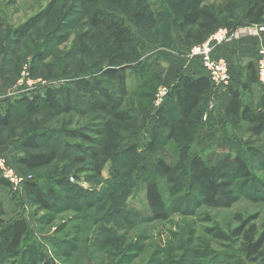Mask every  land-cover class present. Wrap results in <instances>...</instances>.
<instances>
[{
    "label": "rangeland",
    "instance_id": "rangeland-1",
    "mask_svg": "<svg viewBox=\"0 0 264 264\" xmlns=\"http://www.w3.org/2000/svg\"><path fill=\"white\" fill-rule=\"evenodd\" d=\"M108 1L84 0L89 12H92L95 7L105 10L113 9L114 14L125 21L137 40L136 54L133 55L131 61L132 67L126 70L128 91L126 95L120 98L117 81L112 82L105 79L101 69L93 65L95 60L101 56L96 54V51L94 52V45L102 42L104 36L100 29H91L88 26L82 0H0V63L2 61L4 63V77H6V83L4 82L3 86H0V102H4L6 106L8 101L21 96L31 97L33 93L45 86L55 87L63 85V83L66 84L67 79H73L77 75L89 74L90 77H94L90 74L93 72L92 74L99 78L104 85V89L113 95L117 106L127 107L133 111L135 116L133 119L135 118L134 121L137 123V130H135L137 133L132 138L139 143L144 142L146 127L150 125L154 113L162 105H166L167 116L176 119V111L171 110L173 104L166 99V96L161 105L157 106L154 103L157 89L166 87L168 91L171 85L165 86L161 80V82H147L145 86H141L138 84L140 82L139 69L140 67L148 69L149 65H151L150 68L158 65L163 69V79L164 70L169 67V62L188 60L193 57H199L201 60L198 55L190 57L189 50L196 44L188 47V52L180 47L181 42L177 36L178 29L176 23L172 21L190 10L193 6L192 2L189 0H163L169 10L166 25L158 22L153 23L154 25L150 27L146 18L142 21H136L133 18V11H136V8L142 4L141 0H130L125 11L119 4L113 5ZM171 3H177V5L171 7ZM238 3L239 12L236 17L221 20L212 32H219L220 28L225 27L232 34L239 29L258 24L246 22L243 17L247 0H239ZM38 16L40 19L36 26L15 46L12 43L13 32L29 19ZM172 22L174 23L172 24ZM81 32H86L87 35H81ZM167 32L170 34L168 44ZM173 44H175L174 47L167 50ZM4 45L8 48L6 51ZM44 46L49 51L43 54L41 62L34 63V70H32L34 74H32L31 60ZM9 48L13 52L9 53ZM83 48H86L87 52H84ZM213 53L212 57H214ZM253 57L255 58V56L248 55L243 57L245 60H237L236 71L237 75L241 76L240 78L233 76L232 84L241 81L245 73L242 67L251 59L255 62ZM99 59L102 63L100 66L103 68L106 65L105 57ZM201 66L206 73L202 60ZM229 85L230 80L226 86L211 87V96L204 110L207 118L202 119L206 124L199 133L194 146V151L201 154L208 164H213L220 155L234 156L239 151H242L244 158L251 161L249 151L253 147L249 143H244L245 135L239 134L238 137L241 138L239 140L232 127L225 121L208 122L211 111L218 113L224 105L222 97H218L219 90ZM255 87L256 93L264 96V83L256 84ZM152 88L153 90H151ZM95 96L96 94L78 95L77 106L70 111L59 112L55 116L49 113V108L42 107L37 114L23 118L6 130H0V140L9 139L15 135L27 136L34 130L43 129L48 132L53 131L52 134L55 132L58 137L57 140L50 143L51 147L40 144L41 146L36 150H26L28 152H41L49 149L55 151L57 157L48 166L26 170L18 165L12 166L11 157L10 162L0 158L4 161L5 167L8 165L13 167L23 179L12 188L11 183L3 178V172L0 170V179L7 183L6 193L5 190L0 191L2 219L7 222L18 216L25 217L30 224L31 232L26 238L24 246L37 238L38 242L44 246L42 253L46 255V259L53 257L54 263L57 264H223L225 258L218 259V257L225 252L235 254L233 251L235 248H228L227 242L214 238L208 231L209 229H219L230 234L232 229L240 225L241 220H246L250 224H254L257 233H260L264 221V159L257 156L253 162L257 177L255 182L246 185L235 179L233 199L230 204L218 202L216 205H209L204 203L198 193L184 183L183 187L174 195L176 197L172 196L170 192L164 193L169 208L168 216L164 220L146 217L150 215V210L147 205L145 185L139 183L127 198L126 203L141 215L131 218L130 225L121 223L120 219H117L115 223L106 224L103 235L99 237V239L104 237L106 242L103 241L101 244L93 242L92 239L96 236V224L94 225L93 221L98 220V216L102 214L117 217L118 210L122 207L112 189L99 198L98 192L104 190V182L95 176L88 160L81 161L76 157L79 155L80 145H94L83 136L98 138L95 129L102 127L105 120V113L87 104ZM129 122L128 120L125 122L126 125L129 124L128 127L125 124L115 123L110 130L117 131L116 136H125L133 127V120ZM117 139L119 138H115V140ZM13 149L16 155L21 154L17 145L13 146ZM159 155L165 157L164 153L159 152ZM143 157L145 158V155ZM152 158L143 160L151 167ZM108 171L109 166L106 164L101 173L103 180L109 176ZM66 173L70 177L71 173L77 175V178L72 177L70 181L75 179L77 187L83 189L86 202H82L77 207V204L74 206L75 202L68 201V204L61 205V201L55 209L50 211L40 210L29 202L24 187L25 181L34 179L41 184L42 182L49 184L52 183L50 180L61 178ZM95 193L98 196L94 202L92 196ZM58 194H63V192ZM33 211H36L37 214L34 215ZM87 235L92 236L90 246L86 240ZM48 239H54L56 242L64 244L60 248L57 247L59 251L53 254L52 250L55 248L54 246L49 248ZM26 257L25 260L30 263L31 260ZM0 264H21V261H13L10 258L0 259ZM244 264H264V246L261 249V255L255 262L245 261Z\"/></svg>",
    "mask_w": 264,
    "mask_h": 264
},
{
    "label": "trees",
    "instance_id": "trees-1",
    "mask_svg": "<svg viewBox=\"0 0 264 264\" xmlns=\"http://www.w3.org/2000/svg\"><path fill=\"white\" fill-rule=\"evenodd\" d=\"M141 1L142 4L136 8V11H133V18L136 21L146 18L150 27L154 25L153 23L158 22L166 25L169 10L163 0ZM189 1L193 4L191 9L180 18L172 20L176 23V27L183 35L188 47L204 41L221 20L233 19L239 12V0ZM108 2L113 5L119 4L125 11L130 0H109ZM170 5L171 7L172 5L176 6L177 3ZM82 6L88 26L91 29H100L104 36L102 42L94 45V52L101 55L99 58L104 59L105 57L106 65L102 68L99 58L93 65L101 69L105 79L112 82L117 81L118 94L121 98L128 92L126 70L132 67L131 61L133 55L136 54L137 40L125 21L114 14L113 9L105 10L95 7L92 12H89L84 0H82ZM243 17L249 23H264V0H247ZM39 19L40 16L31 18L18 30H15L12 43L15 46L20 43L23 37L36 26ZM81 35L86 36L87 33L81 32ZM169 40L170 34L167 32V44ZM6 49H8L7 46L5 51ZM45 49L46 46L33 56L30 63L31 71L34 70V63L41 62L43 54L49 51L46 49L44 52ZM82 50L87 52L86 48ZM8 52L11 53L13 50L9 48ZM3 64L2 61L0 63V79L4 84L6 77H4ZM149 66L148 69L141 67L139 69L140 82L138 84L141 86H145L147 82H161L162 80L163 69L158 65L151 68ZM242 69L245 72V78L243 77L242 81H237L235 87L229 85L230 94L224 104L223 113L224 121L232 127L237 137L239 134L245 135L244 143L252 145L253 149L249 151L251 161L244 158L242 151H239L234 156L220 155L213 164H208L201 154L194 151L198 135L206 124L202 120V115L211 89L209 78L205 72L199 76L183 73L177 77L166 95V99L173 104L171 110L176 111L177 118L172 119L167 116L165 104L159 107L154 113L150 125L146 127L145 140L142 144L132 138L137 133L135 131L137 123L134 121L135 118L133 119L135 117L133 111L127 107L117 106L113 95L104 89V85L99 78L92 74L93 72L90 74L94 77H90L89 74L77 75L73 79H67L66 84L63 83V85L55 87L45 86L33 93L31 97L21 96L8 101L0 111V130H6L23 118L37 114L42 107L49 108V113L55 116L59 112L70 111L77 106L78 95L96 94L95 98L88 101L87 104L105 113V120L102 127L95 129L98 138L83 136L94 145H80L79 155L76 157L81 161L88 160L95 176L104 182V190L98 192L99 198L112 189L122 205L118 210L117 217L102 214L98 216V220L93 221V224H96V236L92 239V236L87 235L86 240L89 242V246L91 245L90 239L101 244L103 241L106 242L104 237L99 239L104 233L106 224L115 223L117 219H120L121 223L130 225L131 218L141 215L126 203L127 198L139 183L145 185L146 200L150 210V215L146 217L164 220L169 213L164 193L167 191L174 196L184 183L195 190L204 203L216 205L218 202L231 203L235 179L246 185L255 182L257 177L253 168L254 159L257 156L264 159V96L256 93L255 86L260 82L256 75L253 59L247 61ZM127 120L130 122L133 120L134 123L130 132L125 136H116L118 132L110 130L115 123L125 124ZM52 133L53 131L48 132L44 129L34 130L27 136L15 135L9 139L0 140V144L14 143V146L17 145L21 152L19 155H16L15 152L11 153L12 166L18 165L26 170H34L52 164L57 154L52 149L41 152L26 150H36L41 145L51 147L50 143L58 139L57 134ZM117 137L119 139L115 140ZM238 138L241 140L240 137ZM159 152L164 153L165 157H161ZM147 158L153 159L151 167L143 160ZM106 164L109 166V176L103 180L101 173ZM71 174V177L66 173L61 178L50 180L52 183L49 184L43 182L41 184L34 179L25 181L24 187L29 202L44 211L55 209L61 201V205L68 204V201L75 202L74 206L77 204V207L82 202H86L83 189L77 187L75 179L70 181V178H77V175ZM0 184L6 185L7 183L0 179ZM59 192H63V194H58ZM98 195L95 193L92 196L94 202ZM173 199L172 203L176 201ZM2 214L0 205V259L10 258L13 261H21V264H57L54 263L53 257L46 259V255L42 253L44 246L38 242L37 238L24 246L26 238L31 232L30 224L24 216H18L5 222L2 219ZM33 214H37L36 211H33ZM208 231L217 240L227 242L228 248H235L233 250L235 254L221 253L222 256L218 259L225 258L223 264L255 262L261 255V249L264 246V221L260 233H257L254 224H250L246 220H241L240 225L232 229L230 234L219 229H209ZM48 244L49 248L54 246L55 249L52 250L54 254L59 251L57 247H62L64 243L48 239ZM25 257L29 258L31 262L28 263Z\"/></svg>",
    "mask_w": 264,
    "mask_h": 264
},
{
    "label": "crops",
    "instance_id": "crops-1",
    "mask_svg": "<svg viewBox=\"0 0 264 264\" xmlns=\"http://www.w3.org/2000/svg\"><path fill=\"white\" fill-rule=\"evenodd\" d=\"M256 25V26H255ZM259 25H264V23H258L254 24V26L247 27V28H242L239 29L236 33H232L221 45L218 46V48L214 51L213 56L216 58H223L227 64H228V70L230 74V79L234 77L240 78L241 75H237L236 71V66H237V60H245L243 57L250 55L255 56V53L257 51V48L259 46L264 47V30L259 31L256 28ZM177 36L180 39V47L185 50V52L189 50L188 45L185 43L183 39V35L177 31ZM175 44H173L169 49L171 50L172 47H174ZM179 46V44H178ZM254 58V57H253ZM169 67L164 70V75H163V85L169 86L173 84L177 77L180 74L183 73H191L195 76H199L204 74V70L202 69L201 66V60L199 57H193V58H188V60H179V61H173L169 62L168 64ZM240 80V79H237ZM243 78L241 79V81ZM237 83V82H235ZM231 83L230 85L232 87H235L237 84ZM0 86H3L2 80L0 79ZM228 87H223L221 90H219V96L222 97V102L224 101V104L226 100L229 97V91ZM211 96V95H210ZM209 96V99H210ZM219 101V99H218ZM5 107L4 102H0V110ZM223 108L216 113V111H211L210 116L208 118V122H213V123H219L223 122L225 120L224 118V113H223ZM13 146L14 143H6L4 145L0 144V158H2L6 162H10V155L13 152ZM7 185H0V191H4L6 193Z\"/></svg>",
    "mask_w": 264,
    "mask_h": 264
},
{
    "label": "built area",
    "instance_id": "built-area-1",
    "mask_svg": "<svg viewBox=\"0 0 264 264\" xmlns=\"http://www.w3.org/2000/svg\"><path fill=\"white\" fill-rule=\"evenodd\" d=\"M257 30H264V25H259ZM227 28H220L219 32L210 33L207 38L192 46L189 50L190 57L198 55L201 57L203 67L212 88L226 86L230 80L227 62L223 58L212 57L213 51L221 45L231 34ZM256 75L260 83H264V47L259 46L255 53ZM167 94L166 87L157 89L154 96V103L159 106ZM207 114L203 112L202 119H206ZM5 163L0 159V170L3 172V178H6L14 188L23 179L18 172L11 166L5 167Z\"/></svg>",
    "mask_w": 264,
    "mask_h": 264
}]
</instances>
